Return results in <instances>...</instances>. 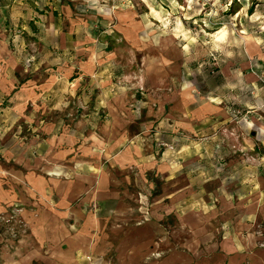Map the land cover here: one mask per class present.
Instances as JSON below:
<instances>
[{
    "label": "rangeland",
    "instance_id": "rangeland-1",
    "mask_svg": "<svg viewBox=\"0 0 264 264\" xmlns=\"http://www.w3.org/2000/svg\"><path fill=\"white\" fill-rule=\"evenodd\" d=\"M181 90L215 97L225 118L193 133L146 126L151 151L175 158L186 144V172L178 185L170 180L178 174L158 168L132 173L114 241L145 239L152 261L178 253L192 264H229L206 251L222 241L228 216L232 240L242 239L235 264H264V0H0V201L14 183L19 196L32 192L30 172L46 174L52 132L77 149L94 130L129 129L111 117L125 112L117 103L138 113L147 101L155 114ZM182 212L203 213L193 234L176 219ZM9 213H0V247L25 234Z\"/></svg>",
    "mask_w": 264,
    "mask_h": 264
},
{
    "label": "crops",
    "instance_id": "crops-1",
    "mask_svg": "<svg viewBox=\"0 0 264 264\" xmlns=\"http://www.w3.org/2000/svg\"><path fill=\"white\" fill-rule=\"evenodd\" d=\"M190 94L187 90H181L170 103L161 100L155 114L150 112L153 108L147 101L139 105L138 113L128 108L127 104L117 103L116 108L125 112L121 116L118 111L110 110L111 117L124 119L127 123L131 121L132 124L126 127L129 129L122 132L113 126L107 127L106 132L94 130L89 136L79 138L77 144H82L77 149L71 147L64 136L52 132L51 152L48 151L49 159L44 166L46 174L38 171L29 174L32 192L27 191L25 195L22 192L19 196L17 183L11 190L5 188L1 192L6 199L0 201V213L5 209L11 210V214L22 221V225H17L15 229L25 234L13 244L8 241L9 245L4 243L0 247V264H192V256L191 259L183 258L178 253L174 258L165 256L152 261L147 256L149 248L145 239L136 246L121 247L111 234L118 217L127 210L132 173L136 172L142 178L145 172L158 168L165 177L178 174L170 179L177 184L186 172L181 168L182 158L189 155L186 144L182 145L175 158H168L171 151L161 155L165 148L160 149L159 153L157 149L151 151L149 136L143 133L148 125H158L164 131L173 126L178 132L193 133L200 128H209L218 118H225L221 116L225 115L226 107L214 100L215 97L207 101L188 98ZM22 108L23 105H20L19 109ZM74 150L77 153L72 156ZM156 155L159 159H156ZM143 182L146 181L141 179ZM175 196L178 197V194ZM17 201H23L22 206L12 207ZM163 211L165 213V209ZM176 215V219L192 234L190 223L205 219L203 213L199 212ZM221 219L219 230L225 236L215 246H208L210 248L206 251H219L218 254L223 255L225 261L235 264L234 256H237V252L242 253V239L235 243L229 228L230 218L221 216ZM145 230L149 233L148 228ZM235 235H241L239 227L235 228ZM197 246L192 242L186 248L193 253Z\"/></svg>",
    "mask_w": 264,
    "mask_h": 264
},
{
    "label": "bare ground",
    "instance_id": "bare-ground-1",
    "mask_svg": "<svg viewBox=\"0 0 264 264\" xmlns=\"http://www.w3.org/2000/svg\"><path fill=\"white\" fill-rule=\"evenodd\" d=\"M226 35H227V32L226 31H222L220 34H219V38H222V39H224L225 37H226ZM28 97V96H27ZM20 101V100H19ZM22 101H23V99H22ZM25 101V100H24ZM21 102V101H20ZM24 104V103H23Z\"/></svg>",
    "mask_w": 264,
    "mask_h": 264
}]
</instances>
